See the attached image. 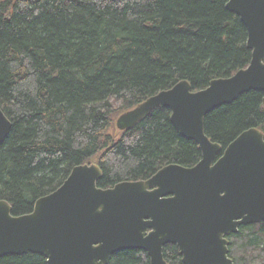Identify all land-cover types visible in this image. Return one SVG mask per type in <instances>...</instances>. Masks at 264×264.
I'll use <instances>...</instances> for the list:
<instances>
[{
    "label": "trees",
    "instance_id": "1",
    "mask_svg": "<svg viewBox=\"0 0 264 264\" xmlns=\"http://www.w3.org/2000/svg\"><path fill=\"white\" fill-rule=\"evenodd\" d=\"M229 0H0V106L12 128L0 143V198L30 213L71 170L96 162L98 186L151 177L167 164L193 166L195 141L171 111L156 108L133 129L115 119L147 97L188 80L193 90L249 65L247 29ZM264 93L251 90L205 119L223 150L251 127L264 131ZM235 264H264V221L228 237ZM170 264L179 248L164 247ZM0 264H47L39 254ZM109 264H150L146 251L122 250Z\"/></svg>",
    "mask_w": 264,
    "mask_h": 264
},
{
    "label": "water",
    "instance_id": "2",
    "mask_svg": "<svg viewBox=\"0 0 264 264\" xmlns=\"http://www.w3.org/2000/svg\"><path fill=\"white\" fill-rule=\"evenodd\" d=\"M227 8L246 26L249 65L201 90L180 80L116 120L118 129L131 130L156 108H169L174 128L198 145L199 162L167 164L147 179L108 188L98 186L99 165L79 164L21 215L0 198V258L33 253L47 264H109L119 251L141 249L150 264H170L164 247L174 244L184 264H235L228 236L264 221V131L244 130L220 155L222 146L205 133V119L243 93H264V0H229ZM11 128L0 106V143Z\"/></svg>",
    "mask_w": 264,
    "mask_h": 264
},
{
    "label": "rangeland",
    "instance_id": "3",
    "mask_svg": "<svg viewBox=\"0 0 264 264\" xmlns=\"http://www.w3.org/2000/svg\"><path fill=\"white\" fill-rule=\"evenodd\" d=\"M234 74V73H233ZM134 108V107H133ZM132 109V108H131ZM128 110H130V109H128ZM125 111H127V110H125ZM125 111H122L118 116H117V118L122 114V113H124ZM117 118L115 119V125H116V120H117ZM116 128L118 129V127L116 126ZM118 130H120V129H118ZM120 131H124V130H120ZM202 157V156H201ZM86 164H92V163H95V164H97L96 162H85ZM84 164V163H83ZM98 165V164H97Z\"/></svg>",
    "mask_w": 264,
    "mask_h": 264
},
{
    "label": "flooded vegetation",
    "instance_id": "4",
    "mask_svg": "<svg viewBox=\"0 0 264 264\" xmlns=\"http://www.w3.org/2000/svg\"><path fill=\"white\" fill-rule=\"evenodd\" d=\"M227 146H228V145H227ZM227 146H226V147H227ZM225 149H226V148H225ZM225 149H224V150H225ZM224 150H223V152H224ZM231 235H232V234H231ZM231 235H230V236H231ZM228 237H229V236H228Z\"/></svg>",
    "mask_w": 264,
    "mask_h": 264
}]
</instances>
